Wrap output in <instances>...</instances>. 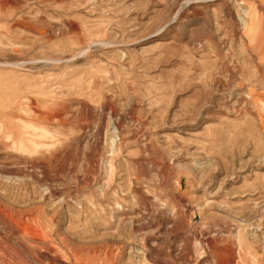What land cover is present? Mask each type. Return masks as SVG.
<instances>
[{
    "label": "rangeland",
    "instance_id": "1",
    "mask_svg": "<svg viewBox=\"0 0 264 264\" xmlns=\"http://www.w3.org/2000/svg\"><path fill=\"white\" fill-rule=\"evenodd\" d=\"M0 264H264V0H0Z\"/></svg>",
    "mask_w": 264,
    "mask_h": 264
}]
</instances>
